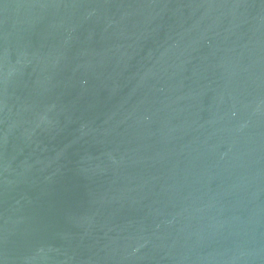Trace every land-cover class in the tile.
Wrapping results in <instances>:
<instances>
[{"label":"water","instance_id":"95a60500","mask_svg":"<svg viewBox=\"0 0 264 264\" xmlns=\"http://www.w3.org/2000/svg\"><path fill=\"white\" fill-rule=\"evenodd\" d=\"M0 264H264V0H0Z\"/></svg>","mask_w":264,"mask_h":264}]
</instances>
